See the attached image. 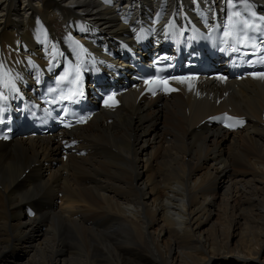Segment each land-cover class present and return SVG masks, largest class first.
Masks as SVG:
<instances>
[{"label":"bare ground","instance_id":"bare-ground-1","mask_svg":"<svg viewBox=\"0 0 264 264\" xmlns=\"http://www.w3.org/2000/svg\"><path fill=\"white\" fill-rule=\"evenodd\" d=\"M158 1L0 0L2 56L16 66L56 38L119 33L124 5ZM227 89L218 107L128 92L75 132L88 153L65 162L51 138L0 143V264H264V80ZM227 107L246 127L200 124Z\"/></svg>","mask_w":264,"mask_h":264},{"label":"snow or ice","instance_id":"snow-or-ice-1","mask_svg":"<svg viewBox=\"0 0 264 264\" xmlns=\"http://www.w3.org/2000/svg\"><path fill=\"white\" fill-rule=\"evenodd\" d=\"M233 15L235 16H239L240 13H234ZM261 20H264V17H261ZM243 27L242 28H237V24L236 23H232L231 22V18H230V22L227 24L223 25V34L222 37L220 38V43L231 47L232 51H239V47L238 45L247 47L249 40H251L252 38L248 35V31L252 30L255 31L257 30V26L251 24L249 21L245 20L242 21ZM214 29L210 28L209 32H212ZM261 43H264V41H261ZM253 48H256L257 45L255 43L252 44ZM83 51V49H81ZM221 51H224V48L220 49ZM70 73H66L64 76H61L58 78L59 81H64V80H68ZM251 75H253L254 77H259L264 79V72H260V73H251ZM82 77L80 75V69L79 67L76 68L75 70V74L73 76V78L71 80H69V83L71 85H73L72 88L69 89L68 94L66 95H62V99L64 100H71L72 96L76 95V89L78 88V85L81 81ZM173 79H176L180 82H185V80L187 78H183V77H174ZM219 79H224V77H219ZM145 85H148L149 91L153 90V86H159V85H163L165 87L166 91H171L173 89H169L167 87L168 81L167 80H160L158 78H152V79H146L144 81ZM153 94H155V92L153 91ZM115 94H113L114 96ZM109 99H111V97L105 98V105L106 106H111L109 104ZM113 103H115V101H112ZM226 119H232L231 117H225ZM84 118H81V121L78 122H82ZM239 123H243L242 121H238ZM229 126V125H226ZM7 138V137H5Z\"/></svg>","mask_w":264,"mask_h":264},{"label":"rangeland","instance_id":"rangeland-1","mask_svg":"<svg viewBox=\"0 0 264 264\" xmlns=\"http://www.w3.org/2000/svg\"><path fill=\"white\" fill-rule=\"evenodd\" d=\"M25 210V209H24Z\"/></svg>","mask_w":264,"mask_h":264}]
</instances>
